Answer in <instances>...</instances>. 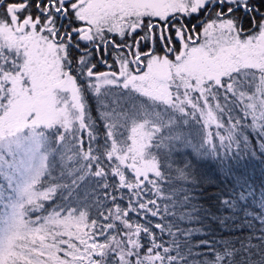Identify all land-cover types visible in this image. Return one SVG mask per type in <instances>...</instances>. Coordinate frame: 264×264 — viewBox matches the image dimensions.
Instances as JSON below:
<instances>
[{
	"label": "snow or ice",
	"instance_id": "snow-or-ice-1",
	"mask_svg": "<svg viewBox=\"0 0 264 264\" xmlns=\"http://www.w3.org/2000/svg\"><path fill=\"white\" fill-rule=\"evenodd\" d=\"M257 153L264 0H0V264H264V185L189 191Z\"/></svg>",
	"mask_w": 264,
	"mask_h": 264
},
{
	"label": "trees",
	"instance_id": "trees-1",
	"mask_svg": "<svg viewBox=\"0 0 264 264\" xmlns=\"http://www.w3.org/2000/svg\"><path fill=\"white\" fill-rule=\"evenodd\" d=\"M93 109L95 108L94 101L92 102ZM92 115L95 117L98 115L96 111H93ZM231 175L227 176L224 174L223 169L217 167L213 163L205 164L201 171L212 176L213 182L205 183L194 190L191 191L193 196V203L199 209H204L211 212L214 217L224 215L229 217L230 214L225 212L223 207L220 205V201L217 197L223 196V194L232 187V182L235 179H240L241 181H248L256 187L264 185V155L257 153L256 157H246L243 160L231 161ZM179 215L181 212L192 213L193 219L189 220H175L169 217L179 225L183 230L185 228L198 229L193 236L189 237V240L196 244L200 239H210L214 238L220 241L222 237L227 239L235 238L237 232L235 228H226L219 223L215 218L204 219L202 214L198 212H193V209L188 206L183 209L179 207L173 209ZM197 217H200L199 219ZM135 219V217H133ZM154 220L157 218H153ZM231 218L230 217V221Z\"/></svg>",
	"mask_w": 264,
	"mask_h": 264
}]
</instances>
